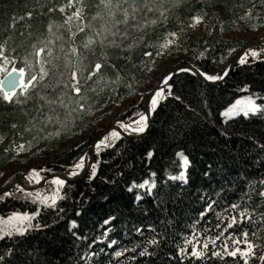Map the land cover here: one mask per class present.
<instances>
[{
    "label": "trees",
    "instance_id": "obj_1",
    "mask_svg": "<svg viewBox=\"0 0 264 264\" xmlns=\"http://www.w3.org/2000/svg\"><path fill=\"white\" fill-rule=\"evenodd\" d=\"M234 2L237 7L232 6L233 0H215V7L206 9L208 16L204 19L202 33L188 44L187 57L179 64H189L214 75L217 65L245 46L240 40L223 38V34L232 29L245 9L261 4L259 0ZM66 3L67 0H0V43L7 41L6 54L16 58L17 63L12 67H24L21 58L33 52L32 44L40 47L41 41L52 40L49 47L53 50V56L60 57L57 61L59 70L70 76L71 69L63 68L64 55L68 53L69 61L74 62L69 44L74 40V46L83 51L80 45L86 34L77 33L71 40L69 38L68 26L63 22L74 9L66 8L65 14L47 12L48 7L55 5L58 8ZM85 3L89 5L85 15L91 19L99 11L95 7L98 0H85ZM201 6L202 0H187L180 8L172 10L165 26L157 24L147 29L146 34L136 33L137 37L145 35V39L135 43L126 41L125 44L134 43L130 54L107 49L116 69L105 67L102 76L108 81L107 86L100 91L98 86L93 85L97 87V92L87 94L86 107H89L91 115L74 119L69 129H61L59 135L56 134L58 126L49 124L42 133L46 138L33 141V146L19 155L11 150V146L13 143H26L35 134L23 129L29 126L30 116L36 115L34 106L37 93L48 95L50 99L62 90L68 95L74 94L61 85L54 92L42 87L32 90L24 104H8L0 100V136L3 137L0 143V170L9 164L17 167L30 165L39 152H45L53 154V157L36 169L51 171H44L41 175L46 178L66 173L69 166L87 152L89 143L97 136L92 129L93 120L100 119V115L116 101L138 93L143 86L141 79L157 57L155 46L162 42L165 31H177L181 27L185 31L190 23L187 18L198 14ZM27 11L33 12L31 19L25 17L9 28L13 17L24 16ZM49 23L54 25L52 33L48 32ZM93 23L99 28L100 21ZM21 33L24 35L21 36ZM57 36L61 39H56ZM93 51L95 55L89 54L88 57L89 65L101 55L98 45ZM145 51L153 53L151 58L143 55ZM201 52H204L203 56H200ZM42 55L47 58L46 54ZM126 55H130L128 60L122 58ZM117 70L122 79L112 83ZM170 85L172 95H166L152 112L145 135L140 138L121 137L113 147L103 150L99 157L95 154L92 162L100 161L96 177L89 180L86 175L76 182L66 183L62 189L66 199L58 201L55 210L43 209L34 221L41 224L40 229H33L22 237L0 240V255H5V260L0 264H21L22 260L24 264H243L239 256L225 255L221 259L211 256L210 251L205 258L196 260L180 255L179 247L184 246L185 238L214 223L216 212L223 214L229 203L239 202L246 191L247 181L264 179V113L247 118L239 115L228 121L221 117L230 103L246 95H254L259 99L258 103L263 104L264 60L251 61L250 58L248 64H237L227 79L217 86L205 85L187 72L175 74ZM244 85L249 86L248 92L240 91ZM176 96L180 99H175ZM141 109L142 106H138L133 112H140ZM13 123L18 125L17 129L11 128ZM17 132L21 135H17ZM83 133L85 142L79 147L58 151L69 140ZM5 148H9V152L6 153ZM149 151L153 152L150 159L147 157ZM180 151L191 161L186 174L187 183L168 179L180 171L175 155ZM26 153L29 154L23 157ZM209 166L211 171L205 176ZM144 179L155 181L151 195L136 188L131 192L127 190L133 182L138 184ZM137 194L142 197L140 200L135 199ZM213 201L219 203L213 204L211 211L201 219L198 214L206 203ZM253 203L260 204L257 211L264 213V201L254 197ZM60 209L64 211L60 212ZM16 210L34 211L35 205L11 197L0 201V215ZM109 216L115 219L105 225L104 220ZM256 219L255 225L244 221L229 232L239 236L240 231L248 230L249 238H255L251 232L260 229L258 235L261 237V252H264V228H261L259 217ZM72 221H75V228L71 226ZM136 228H140L141 232H136ZM105 230L107 236L104 235ZM151 236L162 238V243L149 248L150 256L140 257L138 253L141 248H136L135 252H125L123 256L114 258V251L137 244L143 246L144 239ZM112 240L116 244L109 248L107 245ZM8 249H13L14 253H9ZM133 255L136 257L134 260L130 259ZM256 264L262 262L257 260Z\"/></svg>",
    "mask_w": 264,
    "mask_h": 264
},
{
    "label": "snow or ice",
    "instance_id": "obj_2",
    "mask_svg": "<svg viewBox=\"0 0 264 264\" xmlns=\"http://www.w3.org/2000/svg\"><path fill=\"white\" fill-rule=\"evenodd\" d=\"M251 2V0H249ZM187 3V0H98L95 5L99 11L88 19L85 15L88 4L85 0H67L66 5H60L58 8L53 5L47 8L48 13L53 11H59L61 14H65L67 9H74L71 11L70 15L66 16L64 20V25H67V32L69 33L70 40L76 36L77 33L86 34L80 48L74 46L75 41L69 44V52L71 56L75 58L74 62H70L68 59V53L64 55V65L65 70L71 69L70 76H66L64 71L59 70V64L57 61L60 60L59 56L52 55V48L49 45L52 44V40H47L46 42L41 41L40 47L36 44H32L31 47L33 52L26 54L21 58V62L24 67H13L11 71H8V66L17 63L14 56L6 54V43H0V72L5 73L4 79L0 80V100L8 104H24L30 98V93L32 90L42 87L45 90L56 91L61 85L64 89H69L74 95H68L66 91H61L54 98H49L48 95H42L37 93V100L34 106V112L36 115H32L29 118L28 125L24 127V132H35L32 136V140L26 143H13L11 150L17 155L26 151L28 148L33 146V141L38 139H45L46 137L42 135L45 132L49 124L57 125L56 134L59 135L61 129H69L70 124L74 119H83L84 116L91 115L89 107H86L88 93H96L97 87L100 91H103V87L107 86L108 81L103 79L102 70L105 67L116 69V64L112 62V57L108 53L107 49H116L120 52L131 53L135 42H140L145 39V35L136 36V33H145L147 29L160 24L165 26L169 20V16L172 10L180 8L183 4ZM261 5H264V0H259ZM233 7H237L233 0ZM215 7V0H202V6L198 10V14L194 13L190 15L187 19L190 23L187 24L188 28H192L204 22L206 16H208V11ZM256 5H253L255 8ZM222 11V9H218ZM158 13V16L156 15ZM33 16L32 11L25 12L24 16L13 17L9 28L14 27V25L19 20H24L25 17L31 19ZM150 16L154 18H149ZM254 19L252 16L251 9H245L243 15L238 16V19ZM94 21H100V26L97 28ZM30 27V25L28 26ZM54 25L52 23L48 24V32L52 33ZM255 27V26H253ZM75 29V30H73ZM184 28H178L177 31H165L163 35L162 42L158 43L155 47L157 48L155 55L162 56L166 53L171 52L175 49L177 52L180 50V36L178 32H183ZM21 36L24 34L21 33ZM30 35V33H29ZM56 39H61L57 36ZM132 40L134 43H127L126 41ZM101 49V55L98 60L89 65L88 57L89 54L95 55L93 49L96 46ZM42 54H46L42 55ZM144 56L151 58L152 52L145 51ZM204 52L200 53L203 56ZM118 59L121 57H117ZM125 60L130 58V55L122 57ZM251 61L264 60V47L256 48L249 46L238 58V62L241 65L248 64ZM181 71H191L190 69L181 68ZM198 74L208 81H217L223 79L228 74V70L224 69L222 75H209L203 71L197 70ZM196 74V73H194ZM122 79L119 74V70L116 71L115 80L112 83H117ZM103 80V85L101 86V81ZM170 76H164L163 81L165 86L168 88L167 93L164 89L156 88L152 90L150 96L151 107L149 111L154 112L158 107L161 99L165 96L172 95ZM91 82V83H90ZM131 87V85H129ZM242 92H248L249 86L244 85L240 89ZM175 99L179 100L180 97L176 96ZM74 105V106H73ZM258 113H264V104L257 103L254 95H246L242 98H238L234 103H230L229 106L221 113L225 117H234L236 115H243L247 118L249 115H256ZM25 115H28L25 113ZM148 127L147 116L145 114H138V118L131 120L129 123H124L122 121L117 122V128H113L106 134L101 136L97 141H94L91 148L95 151L97 157L100 153L108 148L114 146L115 142L121 139L122 133L131 134H142ZM12 129H17L18 125L16 123L11 124ZM119 129V130H118ZM21 135L20 132L16 133ZM51 135V134H49ZM3 142V137L0 136V143ZM79 147V145H77ZM264 147V145H262ZM9 148H5L4 151L9 152ZM90 153L85 152L80 155L78 159L69 166L67 170V177L79 176L81 172H86L89 180H92L97 175L98 164L100 161L97 159L95 162L89 163L88 157ZM179 158L180 171L177 175H170L169 180L180 181L187 183V171L191 166V161L184 152L180 151L175 154ZM153 156V152L149 151L147 157L150 159ZM51 169H30L24 176L29 184H40L43 180L45 182V187L36 189L34 191H26L20 183H15L11 185L14 187L15 192L21 193V197L18 199H24L27 202L35 205L34 211H12L7 215H0V240L4 238H12L14 236H25L29 231L33 229H40V223H34L37 217L40 216L43 209H53L57 208L58 201L66 199V194H62V189L66 185V179L60 176H52L51 179H46L41 175L42 172ZM211 171V166H209L208 171L204 173L205 176L209 175ZM2 175V174H0ZM155 176V173L151 174ZM51 187H48V186ZM133 188L145 190L149 195L152 194V190L155 188V181H149V179H144L141 183L133 182L131 186L128 187V191L131 192ZM245 189L243 196L239 198V202H231L228 207L224 209L225 213H235L234 215L228 216L227 220L223 219L221 212H216L215 216L217 218V223L215 224L216 229L222 230L218 235L213 237L204 236L203 242L200 239V233L196 232L195 235L185 238L183 240V245L179 247L180 255H187L196 260H201L209 254V246L216 245L218 240L225 237V234L233 229L238 223H243L248 221L249 223L255 225L257 223V217L261 222V228H264V213H260L257 209L260 208V204L253 203L254 197L260 201H264V179L257 181L249 180L245 183ZM14 193L5 188L0 192V201H4L6 198L12 197ZM142 197L137 194L135 199L140 200ZM219 203V201H213L211 203H206L203 211L198 215L202 219L205 215L211 211L213 204ZM63 212L64 209H60ZM80 215L79 212L76 213ZM115 217L109 216L104 220V224L107 225L111 221H114ZM73 228L76 227L75 221L70 222ZM47 225H44L46 227ZM136 232H141L140 228L135 229ZM150 231H153L150 229ZM207 232V229L204 230ZM260 229L251 232V235L257 240L261 237L258 235ZM104 235L107 236L108 232L105 230ZM239 239L233 237L230 233L227 239L231 242V248L228 243H223L222 251H210V255L214 257H219L223 259L225 255L230 257L239 256L243 260V264H249L250 258H255L264 264V252L257 255L254 250L260 249L261 244L254 243L249 240V231L243 230L238 233ZM95 243V241H93ZM162 243V238L158 239L157 236L146 237L143 242V246L140 244L135 245L132 248H124L120 251H114V258H119L124 255L125 252H135L136 248H141L139 251V256H150V247L158 246ZM116 244L115 240H112L107 246L112 248ZM243 244V248L240 245ZM90 247V245H89ZM9 253H14L13 249H8ZM27 253H25L26 255ZM133 255L130 259H135ZM5 260V255H0V261ZM24 264V261H21Z\"/></svg>",
    "mask_w": 264,
    "mask_h": 264
},
{
    "label": "rangeland",
    "instance_id": "obj_3",
    "mask_svg": "<svg viewBox=\"0 0 264 264\" xmlns=\"http://www.w3.org/2000/svg\"><path fill=\"white\" fill-rule=\"evenodd\" d=\"M248 9L252 10V16L254 17V19H247V18L244 20L238 19L234 23L232 29L223 34V38L237 39V40H240L245 46L246 45L252 46L256 48L257 50H259V48L264 47V42H263L264 41V5H260V6L256 5L255 8H253L252 6L251 8H248ZM203 24L204 22L192 28H187L181 34H178L180 36V50L178 52L175 49H173L171 52L166 53L165 55H162V56H157L153 60V62L149 66V69L147 70V73H145V76L141 79L143 86L138 89V93L136 95L130 98H125V99L116 101L110 107H108L102 113V115H100V119L93 120L92 129L95 132V135L97 136L100 135L101 133L105 132L112 126L114 128L115 124H117L118 121L129 123L131 120L137 119L138 114H145L147 116L146 110L149 108H148V105L146 106L147 108L145 107L144 105L145 99L143 97L147 96V94H149L157 86L163 85L164 84L163 77L167 75L168 70L186 59L187 57L186 47L188 46L189 43L194 41L196 38L200 37L202 33ZM258 42H263V43H261V45L259 46H253ZM239 52L240 50L233 53L230 58L226 59L225 61L217 65L215 67L214 75H218L220 71L222 72L221 73L222 75L223 70L228 68V66L230 65L232 61V58H234V56ZM12 68H13L12 65H9L8 71H11ZM4 76H5V73L0 72V80ZM160 89H164L165 93H167L166 91L167 87L160 88ZM261 100H263V104H264V99H261ZM256 102L258 103L259 99L256 98ZM150 104H151V101L149 102V105ZM138 106H142L141 111L133 112L134 109ZM237 116L239 115L229 118V117H225L221 115L224 121H228ZM241 116L243 115L241 114ZM84 134L85 133L69 140L67 144L59 148L58 151L60 152L61 150L69 148V147L75 148L77 147V145L84 143L85 142ZM27 154L29 153H26L25 155H23V157H26ZM52 157H53V154H48V153L46 154L45 152H39L35 156L34 160L30 163V165H26L24 167H17V166H14L13 164L7 165L6 167L0 170V174H2L0 175V190L9 186L14 180H18L21 183H24L31 187L37 185V184H29L26 180H24V176L27 174V172L30 169L37 168V166H40L41 164L50 162ZM42 187H45V185ZM48 187H51V186L49 185ZM9 191H12L14 193V195L11 198L18 199V197H21V193L15 192L14 187H11ZM142 191H147V189L142 190ZM234 214L235 213L229 212V213H223L221 215L223 219L227 220L228 216L234 215ZM217 222H218L217 218L215 217L214 223H211L209 226H204L199 231L201 242H203V238L206 235L208 237H213L219 234L223 226L221 229H216L215 224ZM205 229H207V232L204 231ZM229 233L230 232L226 233L225 237H222L221 240H218L214 248L213 246L210 245L209 246L210 251L212 250L222 251L223 243H228L229 247L231 248V242L229 239H227ZM231 235L237 239L240 238L237 235H233V234ZM249 240H252L254 243L261 244V239L257 240L256 238L251 237L249 238ZM240 247L243 248V244H241ZM254 251H256L257 255H259L262 251V247ZM256 262H257V259L255 258L249 259V264H256Z\"/></svg>",
    "mask_w": 264,
    "mask_h": 264
},
{
    "label": "water",
    "instance_id": "obj_4",
    "mask_svg": "<svg viewBox=\"0 0 264 264\" xmlns=\"http://www.w3.org/2000/svg\"><path fill=\"white\" fill-rule=\"evenodd\" d=\"M264 42V41H263ZM263 42H258L256 43L255 45L253 46H259L261 45V43ZM249 46H244L239 53H237L234 58L232 59L230 65L228 66L227 70H228V74L227 76H225L223 79L221 80H217V81H208V80H205L202 76H200L197 72V69L195 67H193L192 65H189V64H177L175 65L174 67L170 68L167 72V76H170L171 78L179 73V72H185V71H181V68H185V69H190L191 71H187V73H191L193 74L197 79H199L203 84L205 85H208V86H217L219 84H221L223 81H225L227 79V77L229 76V74L231 73V71L233 70V68L239 64L238 62V58L243 55L244 51L248 48ZM196 73V74H194ZM4 79V77L2 78ZM1 79V80H2ZM166 87L165 84L163 85H160V86H157L156 88H164ZM154 88V89H156ZM152 94V91L147 94L146 98H145V101H144V105L146 106L149 102H150V96ZM151 115H152V112L150 113V115L147 116V122H148V127L147 129L145 130L144 133L142 134H139V135H126V134H122L121 137H125V138H140L142 137L143 135H145V133L147 132L148 128H149V125H150V120H151ZM113 128V126L111 128H109L108 130H106L105 132L101 133L100 135L96 136L90 143H89V148L87 150L88 153H90L89 157H88V162L89 163H92V159H93V156L95 155V151L91 148V145L93 144L94 141H97L101 136H103L104 134H106L108 131H110L111 129ZM86 172H81L79 176H76V177H67V173H63V174H54V175H51V176H48L46 177V179H51L52 176H60L62 178H65L66 179V183H73V182H76L78 180H81L83 179L85 176H86ZM20 183V185L22 187H24L20 181L18 180H14L9 186H7L6 188L9 190L11 188V185H14L15 183ZM45 185V182L42 180L40 184H37L35 186H32V187H24L26 189V191H34L36 189H39L40 187L44 186ZM5 189V188H4ZM4 189L0 190V192H2Z\"/></svg>",
    "mask_w": 264,
    "mask_h": 264
},
{
    "label": "bare ground",
    "instance_id": "obj_5",
    "mask_svg": "<svg viewBox=\"0 0 264 264\" xmlns=\"http://www.w3.org/2000/svg\"><path fill=\"white\" fill-rule=\"evenodd\" d=\"M147 105H148V108L150 109L151 104L149 105V103H148ZM147 105H146V106H147ZM146 106H145V107H146ZM146 108H147V107H146ZM149 109L146 110L147 116L150 115V113H151V112L149 111ZM114 128H117V124H115ZM112 129H113V128H112ZM112 129H111V130H112ZM118 130H119V129H118ZM122 134H126V135H136V134L126 133V132H123ZM21 184H22L24 187H31V186L26 185V184H24V183H21Z\"/></svg>",
    "mask_w": 264,
    "mask_h": 264
}]
</instances>
